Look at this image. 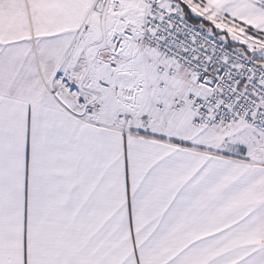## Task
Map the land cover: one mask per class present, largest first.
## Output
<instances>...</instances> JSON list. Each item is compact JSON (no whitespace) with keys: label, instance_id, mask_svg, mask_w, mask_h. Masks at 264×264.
Masks as SVG:
<instances>
[{"label":"snow or ice","instance_id":"1","mask_svg":"<svg viewBox=\"0 0 264 264\" xmlns=\"http://www.w3.org/2000/svg\"><path fill=\"white\" fill-rule=\"evenodd\" d=\"M0 264H264V0H0Z\"/></svg>","mask_w":264,"mask_h":264}]
</instances>
